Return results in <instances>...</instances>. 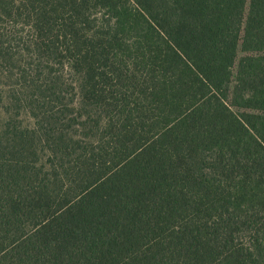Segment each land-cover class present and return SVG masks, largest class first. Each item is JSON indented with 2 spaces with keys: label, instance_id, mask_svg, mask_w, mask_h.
Masks as SVG:
<instances>
[{
  "label": "trees",
  "instance_id": "trees-1",
  "mask_svg": "<svg viewBox=\"0 0 264 264\" xmlns=\"http://www.w3.org/2000/svg\"><path fill=\"white\" fill-rule=\"evenodd\" d=\"M0 109V264H264V0H0Z\"/></svg>",
  "mask_w": 264,
  "mask_h": 264
},
{
  "label": "rangeland",
  "instance_id": "rangeland-1",
  "mask_svg": "<svg viewBox=\"0 0 264 264\" xmlns=\"http://www.w3.org/2000/svg\"><path fill=\"white\" fill-rule=\"evenodd\" d=\"M241 55H242V53L239 51L238 54H237V57H240ZM235 67H236V66H235ZM235 67H234V69H235ZM232 85H233V83H232ZM232 85H231V86H232ZM3 116H4V115H3V113H2V111H1V109H0V119L3 118ZM23 119H25L27 122H30V119L27 118L25 115H23Z\"/></svg>",
  "mask_w": 264,
  "mask_h": 264
}]
</instances>
